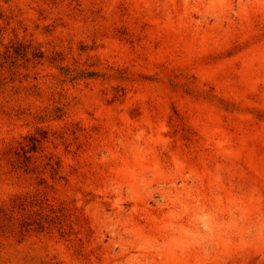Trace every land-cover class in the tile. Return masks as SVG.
Returning a JSON list of instances; mask_svg holds the SVG:
<instances>
[{"label": "rangeland", "instance_id": "374dc122", "mask_svg": "<svg viewBox=\"0 0 264 264\" xmlns=\"http://www.w3.org/2000/svg\"><path fill=\"white\" fill-rule=\"evenodd\" d=\"M0 264H264V0H0Z\"/></svg>", "mask_w": 264, "mask_h": 264}]
</instances>
